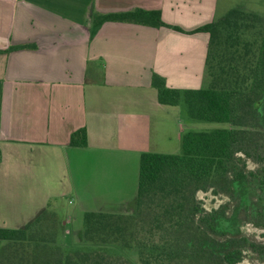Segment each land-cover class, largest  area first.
<instances>
[{"label": "crops", "instance_id": "crops-1", "mask_svg": "<svg viewBox=\"0 0 264 264\" xmlns=\"http://www.w3.org/2000/svg\"><path fill=\"white\" fill-rule=\"evenodd\" d=\"M219 4L0 0V228H22L67 199L75 210L61 219L63 238L78 244L86 212L133 213L141 155H174L177 149L159 148L184 135L180 125L176 136L181 104H161L153 77L169 88L200 89L209 35L95 27L94 17L158 10L167 25L193 31L217 19ZM82 128L88 145L71 146Z\"/></svg>", "mask_w": 264, "mask_h": 264}, {"label": "trees", "instance_id": "trees-1", "mask_svg": "<svg viewBox=\"0 0 264 264\" xmlns=\"http://www.w3.org/2000/svg\"><path fill=\"white\" fill-rule=\"evenodd\" d=\"M105 22L208 34L200 89L169 88L158 75L153 86L161 104L184 102L192 119L232 128L185 133L177 155L142 154L133 213L86 212L79 244L65 245L50 206L22 228H0V264H241L248 253L264 262V240L244 231L264 237V15L237 7L193 31L167 25L158 10L94 17L95 27ZM70 145H88L85 128ZM207 192L229 200L208 210L198 197ZM105 246L133 254L110 255Z\"/></svg>", "mask_w": 264, "mask_h": 264}, {"label": "rangeland", "instance_id": "rangeland-1", "mask_svg": "<svg viewBox=\"0 0 264 264\" xmlns=\"http://www.w3.org/2000/svg\"><path fill=\"white\" fill-rule=\"evenodd\" d=\"M237 7H243L255 13L264 15V0H220L217 19L224 17L230 10L237 8ZM175 111H178V114L176 115V117L178 118V121L176 119L177 121L176 122L177 123L176 136H178L180 132L179 131L180 125H182L184 129L183 134L188 133V132L207 133V132H213L218 129L232 128V126L228 123H217V122H208V121H203V120L192 119L189 115L188 107L184 102H182L179 108ZM169 133H174L173 129H169ZM171 139L172 140H170V145H165L163 143V145L159 148V150H163L161 152L171 153L173 150L177 149L174 155L180 154L182 151V137L180 136H178V138L172 137ZM247 167L248 169H253L255 168V164L252 161H248ZM198 197L204 203L206 209L208 210L212 208H217L220 205L228 202L229 200L225 196H214L211 192L199 193ZM50 207L52 211L56 212L59 220L65 219L68 215L73 213V211L75 210V206H73V204L70 205L67 199L61 200L58 205L54 203ZM244 231L246 234L250 235L251 237H253L254 239L258 241L264 240L263 232L256 230L255 228L251 226L246 225L244 227ZM73 235L77 236V234H73ZM80 240H81V237H80ZM64 243L65 245L74 244L71 241H68V242L64 241ZM99 249H101L107 254L122 255L126 258H131V254H133L132 252H129V251H123L116 246H105V247H100ZM241 264H264V262H261L258 258H256V256L253 253H248L244 261Z\"/></svg>", "mask_w": 264, "mask_h": 264}]
</instances>
